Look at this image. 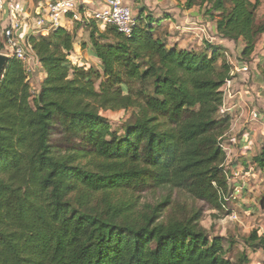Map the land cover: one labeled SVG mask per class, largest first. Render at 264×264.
<instances>
[{
    "label": "trees",
    "instance_id": "obj_1",
    "mask_svg": "<svg viewBox=\"0 0 264 264\" xmlns=\"http://www.w3.org/2000/svg\"><path fill=\"white\" fill-rule=\"evenodd\" d=\"M261 2L183 7L203 8L217 35L240 40L248 57L264 34ZM135 19L131 36L95 20L83 25L88 40L79 46H89L100 68L77 56L64 28L27 35L43 74L35 93L23 64L8 58L0 78V264H248L249 250H264V233L253 229L231 259L196 206L222 210L234 193L223 144L231 117L220 114L231 63L220 46L170 47L153 18ZM129 109L121 134L102 115ZM252 162L264 176V144ZM148 190L163 196L139 210L133 194Z\"/></svg>",
    "mask_w": 264,
    "mask_h": 264
},
{
    "label": "crops",
    "instance_id": "obj_2",
    "mask_svg": "<svg viewBox=\"0 0 264 264\" xmlns=\"http://www.w3.org/2000/svg\"><path fill=\"white\" fill-rule=\"evenodd\" d=\"M20 4H22L27 11L31 12L33 8L40 2L44 0H16ZM80 2L84 3L90 10L94 8H98L101 6L103 0H79ZM124 2L130 6L133 13L135 15H141L142 17L146 18V16H150L154 20H162L160 24H157L156 29L164 25H169L170 28L174 29H181L179 25H177V21L174 20L177 15L174 13V8L170 6L172 0H124ZM184 3V2H183ZM183 7V4H182ZM199 8V7H198ZM185 9V8H184ZM193 8L187 9L184 13H193ZM191 11V12H190ZM198 14V12H197ZM2 16V25L5 26L6 17H7V10L6 8L0 13ZM29 21H31L28 18ZM205 20L209 23V19L205 16ZM212 22V23H211ZM212 29L219 39V45L214 44L216 46H220L224 52L229 51L231 46L234 47L236 51L235 56H229L228 61L232 65L231 69V84L229 86H222L223 91V105L222 107H227L231 105H235L229 112L225 113L231 117V127L228 131L227 135L224 139V150L226 151V162L225 167L230 168L231 170L234 169H246L248 165L252 162L253 156L259 153L260 148L262 146L263 140V124L264 122V63L262 61L263 52L262 46L264 41V34L260 36V42L256 44L254 51L248 57H242L240 55V51L243 47V43L239 41H234L231 39H222L217 35L215 29L214 21H210ZM156 25V24H155ZM70 34L75 35V44L74 50L79 58H84L87 61H90L96 67L101 66V62L94 56H91L88 52V47L85 49H81L79 43L88 40V33L84 29L83 25L79 23H74L71 21L66 22V26L64 27ZM26 32V31H25ZM166 34V33H165ZM163 39L166 40L168 46H173L178 44L175 42L170 43L168 38L169 35L162 36ZM204 45V44H203ZM204 47V46H203ZM202 47V48H203ZM180 49H191V48H182ZM196 49V48H194ZM76 56V57H77ZM234 60V61H233ZM238 66V70L235 67ZM243 64V65H242ZM245 64V69H244ZM40 80L43 76L40 73ZM234 94L233 97L231 95ZM256 109L260 113V117L262 122L257 121H250L249 115L250 112ZM221 114V115H225ZM257 173L262 174L261 172H255L247 179H254L250 185H252V189L258 188L256 182ZM263 175V174H262ZM262 180L259 179V182ZM247 188V187H246ZM245 188V189H246ZM264 189V185L261 187ZM244 189V191H245ZM264 191V190H262ZM253 207V204H250V209ZM255 209V208H252ZM263 232V228H261ZM261 252V256H263L262 260L258 261L257 264L264 262V251L259 249ZM257 252H250L248 254L249 263L253 264L251 261V255H255Z\"/></svg>",
    "mask_w": 264,
    "mask_h": 264
},
{
    "label": "rangeland",
    "instance_id": "obj_3",
    "mask_svg": "<svg viewBox=\"0 0 264 264\" xmlns=\"http://www.w3.org/2000/svg\"><path fill=\"white\" fill-rule=\"evenodd\" d=\"M184 1L185 0H172L170 4V6L175 9L174 14L177 15L174 20L177 21V25L182 28V31L181 29H174V27L170 28L169 25L164 24L157 31L160 32L162 36L163 34L169 35V42H175L178 44V47L182 48H196L200 50L204 46V43L219 45V39L215 35L210 21L209 23H207L205 20L206 15L204 9L198 8V6H193V9H191L193 10V13L186 14L184 12L187 9H184V7H182ZM256 17L257 22H261L264 20V0H262L261 5L257 10ZM161 22L162 20H154L153 24H160ZM2 30V16L0 15V53L4 52L5 49ZM257 42H260V37ZM224 53L226 57V53H228L229 56L236 57V51L233 46H231V49H229V51ZM94 64L95 63H93V65ZM94 67L96 66L94 65ZM235 67L238 70V66L236 65ZM243 67L245 69V64ZM40 73L41 71L38 70V72H36L34 75L25 74L26 81L29 84L30 92L33 88H35V91L38 90L41 76ZM132 112V109L105 111L102 112V115L108 118L112 130L120 131L121 127L125 123L131 121ZM121 133L122 132L120 131V134ZM262 144H264V141H262ZM255 176L258 177V181L256 182L258 186L257 190L252 189V185H250V182L252 183L254 179L250 180L246 178L243 181H240L241 185L243 186L242 191H244V189L247 187L244 191V194L239 190L234 198L225 203V208L222 210H214L209 208L204 203L196 202V206L201 208V217L199 220L200 225L204 227L211 235H220L224 237V245L226 248H229L227 255L231 259H234L237 252L241 251L245 247L242 242L243 235L248 234L253 229H258L261 231V228H263L264 233V209L260 207L261 194L264 192L262 191L264 189L261 188L264 185V176L260 173H257ZM259 179L262 181L259 182ZM127 196L128 195L123 194L119 195V197L123 200H126ZM162 196V193L157 190L141 191L135 192L133 194V197L137 200L136 208H138L139 210H145L147 209V206H153L157 204ZM250 204H253L252 208L255 209H250ZM231 240H233V244L229 246ZM250 252L253 251L249 250L248 254H250ZM255 252H257V254L251 255V261L253 262V264H257V262L262 260L263 258L259 250L254 251V253Z\"/></svg>",
    "mask_w": 264,
    "mask_h": 264
},
{
    "label": "built area",
    "instance_id": "obj_4",
    "mask_svg": "<svg viewBox=\"0 0 264 264\" xmlns=\"http://www.w3.org/2000/svg\"><path fill=\"white\" fill-rule=\"evenodd\" d=\"M5 8L7 17L2 30L5 49L0 54L19 60L23 64L26 75H34L39 69L38 59L26 38L29 34L48 36L56 29L64 28L67 21L84 25L90 20H95L114 26L119 33L125 36H131L136 26V15L124 0H103L101 6L92 10L79 0H44L38 3L31 12L16 0H0V13ZM70 60L73 64L78 61L76 56L70 57ZM230 84L231 79H227L224 85L229 86ZM31 93H35V88L31 90ZM233 96L234 94L231 95ZM234 106L221 107L220 114L229 112ZM249 119L262 122L260 113L256 109L250 112ZM255 172H261V170L253 162L246 169L231 170L225 167L227 180L230 185H234V193L230 198H226V202L234 198L239 190H243L241 183L240 185L237 183ZM259 264H264V262Z\"/></svg>",
    "mask_w": 264,
    "mask_h": 264
},
{
    "label": "water",
    "instance_id": "obj_5",
    "mask_svg": "<svg viewBox=\"0 0 264 264\" xmlns=\"http://www.w3.org/2000/svg\"><path fill=\"white\" fill-rule=\"evenodd\" d=\"M7 60H8V56H6L4 54H0V78L2 76L4 69H5Z\"/></svg>",
    "mask_w": 264,
    "mask_h": 264
}]
</instances>
